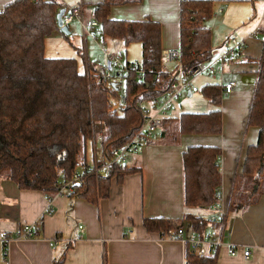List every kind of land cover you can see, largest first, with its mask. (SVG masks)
I'll use <instances>...</instances> for the list:
<instances>
[{
	"label": "trees",
	"instance_id": "16d2710c",
	"mask_svg": "<svg viewBox=\"0 0 264 264\" xmlns=\"http://www.w3.org/2000/svg\"><path fill=\"white\" fill-rule=\"evenodd\" d=\"M139 1L103 0L94 7L91 23L96 26L89 24L91 32L102 38L120 40L125 47L140 45L141 60L134 63L143 76L137 79L128 67L133 63L124 61L127 71L122 76V96L119 84L112 87L105 82L95 65L87 62V72H80L74 58L44 55V41L54 31L66 38L70 35H63L56 25L59 10L66 12L61 3L17 0L0 11V178L12 181L19 189L39 191L49 198L80 167L83 176L73 186L75 196L95 203L108 197L112 178L120 181L131 171L123 163L112 166L107 176L101 173L96 176L92 168L88 170L85 153L87 143L98 133L100 150L105 156L121 149L142 124L137 105L167 92L172 83L175 70L162 69L159 23L150 18L141 21L109 18L112 6ZM212 13L211 0L179 3L180 58L175 63L184 70L215 56L206 25ZM258 34L262 36V46L260 56L250 60L257 68L247 115V125L257 128L258 135L255 145L247 148L241 173L233 179L229 210H244L264 196V27ZM80 57L83 59V54ZM198 93L214 107H218L223 96L222 87L217 84L203 85ZM121 97L124 103L120 102ZM159 130L161 139L167 141H177L183 134L218 135L220 112L181 113L177 118L164 119ZM219 158L220 149L210 146H191L182 155L185 207L202 209L218 202ZM184 219L191 231L199 235L210 224V220L190 214ZM178 223L163 218L145 219L143 227L163 234L178 229ZM64 256L54 259L52 264H63ZM185 264H216V256L199 257L186 248Z\"/></svg>",
	"mask_w": 264,
	"mask_h": 264
},
{
	"label": "crops",
	"instance_id": "0c3cea01",
	"mask_svg": "<svg viewBox=\"0 0 264 264\" xmlns=\"http://www.w3.org/2000/svg\"><path fill=\"white\" fill-rule=\"evenodd\" d=\"M14 1L17 0H0V11ZM56 1L66 9L67 6L80 5L83 21L87 11L90 24L95 5L103 0ZM211 1L213 16L206 24L211 48L216 51L226 38L233 36L246 43L242 49L245 63L256 66L250 60H256L261 53L262 41L260 44L257 42L262 29L261 25L257 26L261 18L257 25L247 23L250 17H256L253 12L255 0ZM180 2L140 0L138 3L115 5L110 8L109 18L124 21L150 18L161 27V48L177 49ZM87 28V34H91L97 42L95 31L93 33L89 26ZM255 29L260 30L258 35L253 34ZM58 33L54 31L45 39L44 55L51 39L58 37ZM110 41L115 46L112 50L121 49L120 40ZM239 64L226 65L221 78L201 76L196 80L199 89L203 85L222 86L226 82H234L231 94L223 95L218 107L208 103L212 110L220 112V134H183L177 141H167L161 139L158 130L156 136L147 140L137 152L128 155L124 164L131 171L120 181L111 179L105 199L92 203L66 192L49 199L42 192L19 189L12 181L0 178V232H6L9 236L7 242L0 241V264H52L63 254V264H185L187 247L179 241L161 237L158 232L147 231L143 227V220L163 218L177 221L179 228L187 234L192 229L184 219L186 214L209 220L211 206L188 208L183 202L182 155L191 146L220 149V220L217 224H207L204 229V234L215 233L218 228L222 230V245L216 253V264H264V196L244 210L228 209L233 179L241 173L247 148L255 145L258 135L257 128L247 125L253 92L251 80L256 69L245 70ZM176 66L174 62L171 69L166 71L174 72ZM239 72L245 74L240 85L234 80ZM184 94L187 98L192 95L188 91ZM175 109L177 111H172L167 119L185 113L179 112L178 103ZM90 142L94 145L97 142L99 146L98 134ZM102 156V152L100 157L94 152L92 162L86 164L91 166L94 159L99 160ZM25 226L32 228L33 236L25 240L16 238ZM78 226L83 227L82 233ZM67 240L72 241L67 243ZM229 248L236 250L235 256L229 254ZM245 251L250 252L247 259L243 257Z\"/></svg>",
	"mask_w": 264,
	"mask_h": 264
},
{
	"label": "built area",
	"instance_id": "2783aa9c",
	"mask_svg": "<svg viewBox=\"0 0 264 264\" xmlns=\"http://www.w3.org/2000/svg\"><path fill=\"white\" fill-rule=\"evenodd\" d=\"M37 1V0H33ZM78 21L80 23L82 32L84 34L89 33L87 26L83 22L82 12L80 5H75L74 7L67 8L62 16V25L69 26L73 21ZM92 26H96V23H90ZM260 30L255 29L253 34H257ZM246 43L243 40H237V38L230 36L226 38L221 45L215 51V58L201 62L188 70H184L178 63L172 75V83L167 92L156 96L151 102H140L137 108L142 117V124L136 134L128 141L121 149L112 151L110 156H103L101 159H94V162L89 166L88 170L93 169L94 174L97 176L101 173L103 176H107L112 168L116 164H123L126 160L127 153H135L138 149L151 137L156 136L157 131L160 129L164 119L175 109L177 101L179 100L183 92L188 91L191 93H197L199 88L196 85V79L201 76L211 77V78H221L223 75L224 68L226 64L234 63L238 51L243 49ZM102 55L105 58V63L103 65H98V73L102 76L103 80L108 83H117L116 79L122 74V76L127 71V66L125 63L121 62V54H112L107 51L106 48H101ZM162 57L167 62H179L180 52L177 49L162 50ZM107 62L110 63L111 70L107 69ZM132 69L137 79H141L143 76L142 70L139 69L138 65L133 63L128 65ZM120 71L115 75L112 73V69ZM222 94L228 96L231 94L234 82H226L222 86ZM121 103H124V98L121 97ZM100 136V133H98ZM100 147V144H99ZM101 149V147H100ZM101 152V150H100ZM100 162V165H98ZM83 172H76L72 176L69 182L64 183L55 195H61L66 192L70 196L76 194L73 188L74 184H79L82 180ZM218 198V196L216 195ZM52 197H49V199ZM212 215L209 220L212 224L219 223L220 207L218 202L212 207ZM78 230L82 233L83 227L78 226ZM32 228L30 226H25L17 234L18 239H29L33 236ZM161 237L169 240H176L184 244L187 248L191 250L196 256L203 257L207 254L209 256H216L218 248L222 245L221 237L222 230L218 228L215 233H207L199 235L198 233L187 234L184 229L178 228L176 230H170L167 233L161 234ZM9 236L6 232H0V241L7 242ZM72 240H67L70 243ZM228 252L231 256L236 255V250L229 248ZM250 252H243V257L247 259Z\"/></svg>",
	"mask_w": 264,
	"mask_h": 264
},
{
	"label": "rangeland",
	"instance_id": "374dc122",
	"mask_svg": "<svg viewBox=\"0 0 264 264\" xmlns=\"http://www.w3.org/2000/svg\"><path fill=\"white\" fill-rule=\"evenodd\" d=\"M74 6H67V8H71ZM254 11H255L254 15L256 14V17L254 18L250 17L249 21H247L248 25H257L261 18V21L257 26L260 27L261 25V28H263L264 20L262 19H264V0H255L253 12ZM84 15H85V19L83 22L85 25L89 26L88 24L90 21L87 20V11L84 13ZM254 20H255V23H252ZM69 31H70V35L67 38L63 37L60 33H58L57 35L58 37H55L56 40L54 38L51 39L52 41H50V47L47 48L45 52L46 56L74 58L77 60V67L80 72L81 71L87 72V69L89 67V65L88 66L86 65L87 62L89 64L96 65L97 67L98 65H103L105 63V58L101 54V51H100L101 47H106L109 53L116 54V55L118 54L119 50L122 51V57H121L122 63H124V61H128L130 63L140 62V45L139 44L134 43L126 47L122 44L121 49L112 50L114 49L115 46L112 45L110 39L102 38L99 34L95 32L94 35L95 37L98 38V41L96 42L93 39L91 34L86 33L85 35H83L80 24L76 20L74 21L72 25H70ZM260 41H262L261 34L259 35V39L257 41L258 44H260ZM116 46H119V44ZM238 52L239 54L237 55V58L234 62L235 64L239 62L240 63L239 67L243 66L242 69L249 70V71H253V69H256L255 65L245 63V55H242L243 54L242 49L239 50ZM81 54H83V59L80 57ZM173 63L167 62L165 59H162V69L163 70L171 69ZM242 72L237 73L236 77L234 78L235 82L239 85L241 84L242 80L244 79L243 76L245 75ZM112 73L114 75L117 73L115 68L112 69ZM250 75H252L253 77L252 73ZM116 82L119 84V88H120L119 95L122 96L123 95V85H124L122 74H120V76L116 79ZM197 93H192V95L189 98L186 97V94L182 93V95L180 96V99L177 101L179 105V112H208L212 110L210 106L208 105L207 100ZM176 111H177L176 109L173 110V112H176ZM94 152H96L97 157H100V149H99L97 142L95 145L92 144V142H88L86 146V155H85V161L87 163L92 162L93 157H94ZM130 154L131 153L129 154L127 153L126 158L128 157V155L130 156ZM77 172H82V169L79 167L77 169Z\"/></svg>",
	"mask_w": 264,
	"mask_h": 264
},
{
	"label": "water",
	"instance_id": "95a60500",
	"mask_svg": "<svg viewBox=\"0 0 264 264\" xmlns=\"http://www.w3.org/2000/svg\"><path fill=\"white\" fill-rule=\"evenodd\" d=\"M63 14H64V9L59 10V12L56 15V25H57V28L59 29V31L63 35L68 36L70 34L69 27L65 26V25L64 26L62 25V16H63ZM107 69L111 70V66H110L109 62H107ZM251 82H253V80H251ZM111 86L115 87L116 85H115V83H111Z\"/></svg>",
	"mask_w": 264,
	"mask_h": 264
}]
</instances>
